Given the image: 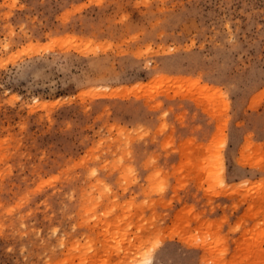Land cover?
Here are the masks:
<instances>
[{
  "label": "rangeland",
  "instance_id": "1",
  "mask_svg": "<svg viewBox=\"0 0 264 264\" xmlns=\"http://www.w3.org/2000/svg\"><path fill=\"white\" fill-rule=\"evenodd\" d=\"M146 261L264 264V0H0V264Z\"/></svg>",
  "mask_w": 264,
  "mask_h": 264
},
{
  "label": "bare ground",
  "instance_id": "2",
  "mask_svg": "<svg viewBox=\"0 0 264 264\" xmlns=\"http://www.w3.org/2000/svg\"><path fill=\"white\" fill-rule=\"evenodd\" d=\"M104 89H105V88H104ZM106 91H107V90H106ZM106 91H105V92H106ZM92 92H93V91H92ZM109 92H110V91H109ZM97 93H100L99 96H101V94H103L102 92H97ZM106 93H107V92H106ZM94 94H95V92H94ZM108 94H109V93H108ZM110 94H111V93H110ZM103 95H104V94H103ZM96 96H97V95H96ZM96 96H95V97H96ZM139 262H140V261H139ZM149 263H150V262H149ZM137 264H139V263H137ZM140 264H148V261L143 262V263H140Z\"/></svg>",
  "mask_w": 264,
  "mask_h": 264
}]
</instances>
